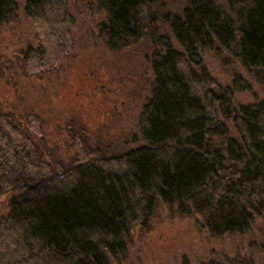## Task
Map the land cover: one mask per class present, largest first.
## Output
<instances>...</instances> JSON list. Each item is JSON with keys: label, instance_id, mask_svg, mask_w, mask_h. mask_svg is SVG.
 <instances>
[{"label": "trees", "instance_id": "1", "mask_svg": "<svg viewBox=\"0 0 264 264\" xmlns=\"http://www.w3.org/2000/svg\"><path fill=\"white\" fill-rule=\"evenodd\" d=\"M69 1L25 0L38 39L21 51L27 75L42 79L75 55ZM87 1L89 13L102 17L96 37L106 47L151 49L142 144L108 156L71 124L58 123L66 143L60 152L40 113L0 108V187L12 194L0 218V264H112L125 255L133 230L150 225L163 207L198 216L214 238L259 237L249 246L264 249V101L237 104L250 80L234 70L224 85L204 57L211 52L224 65L235 58L263 83L264 0ZM19 12L17 0H0V28ZM61 172L38 194L14 181ZM200 264L255 263L238 254Z\"/></svg>", "mask_w": 264, "mask_h": 264}, {"label": "rangeland", "instance_id": "2", "mask_svg": "<svg viewBox=\"0 0 264 264\" xmlns=\"http://www.w3.org/2000/svg\"><path fill=\"white\" fill-rule=\"evenodd\" d=\"M17 2L18 18L0 28V108L16 115L40 113L50 123V143L62 145L60 152L66 149V143L58 123L71 124L85 136L89 146L108 156L140 146L141 114L151 95L150 80L154 77L149 46L110 50L96 37L101 15L89 13L87 0H70L69 8L77 17L73 28L75 55L66 59L59 71L47 73L42 79L29 76L20 67L21 51L38 45V39L34 23L24 13L25 0ZM204 57L222 84L232 83L234 70L250 80V91L236 93L237 104L264 101V82L251 79L235 58L224 65L211 52ZM55 175L58 174L33 179L18 174L14 181L38 194L45 183L58 178ZM11 196V192L5 193L0 187V218L7 213ZM257 238H214L198 216H180L163 207L150 225L133 230L125 255L112 264H200L214 257L238 254L255 264H264V249L252 250L249 246L252 240L260 241Z\"/></svg>", "mask_w": 264, "mask_h": 264}, {"label": "water", "instance_id": "3", "mask_svg": "<svg viewBox=\"0 0 264 264\" xmlns=\"http://www.w3.org/2000/svg\"><path fill=\"white\" fill-rule=\"evenodd\" d=\"M66 172H67V171H66ZM66 172H64V173H62V174L55 175V176H58V177L63 176V175L66 174ZM53 177H54V176H53Z\"/></svg>", "mask_w": 264, "mask_h": 264}]
</instances>
